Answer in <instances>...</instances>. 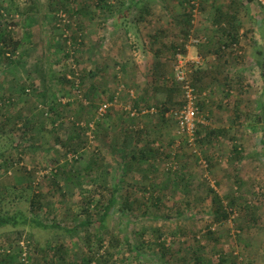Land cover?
Instances as JSON below:
<instances>
[{
    "label": "rangeland",
    "instance_id": "obj_1",
    "mask_svg": "<svg viewBox=\"0 0 264 264\" xmlns=\"http://www.w3.org/2000/svg\"><path fill=\"white\" fill-rule=\"evenodd\" d=\"M146 1L156 12L164 4ZM192 1L196 7L190 14ZM170 5L169 11L182 12L190 22L182 37L165 34L158 47L169 48L165 53L171 61L179 49L188 61L201 63L185 66L198 96L199 134L192 146L173 114L182 102L174 72L159 83L147 61L138 68L139 51L132 50L137 56L125 66L115 58L109 12L121 6L118 2L0 0V161H9L0 185L19 187L6 208L25 209L33 192L41 202L42 222L59 226L30 230L33 264H60L52 252L42 254L46 246L58 244L65 246L71 264H83L85 256L89 264H218L221 254L233 257L225 264H264V124L258 122L264 101V28L259 32L249 18L253 11L264 15V0H174ZM81 6L88 15H76ZM234 6L240 13L233 23L235 42L223 35L228 27L222 15ZM208 18L214 20L206 24L210 33H201L198 27ZM137 36L142 40L129 36L133 46L158 48L152 42L157 34L151 32L141 46ZM217 65L224 72L219 74ZM238 65L243 72L236 73ZM103 102L111 107L99 118ZM90 162L95 171L87 177ZM67 163L72 164L70 176L63 173ZM56 171L62 173L54 178ZM115 187L114 209L127 201L130 210L124 219L118 212L109 215L105 230H99L93 206L105 204ZM209 190L221 199L226 218L217 219ZM87 213H93L89 228L81 226ZM5 232L0 243L15 246L16 237ZM135 245L142 248L141 257L129 250Z\"/></svg>",
    "mask_w": 264,
    "mask_h": 264
},
{
    "label": "trees",
    "instance_id": "obj_2",
    "mask_svg": "<svg viewBox=\"0 0 264 264\" xmlns=\"http://www.w3.org/2000/svg\"><path fill=\"white\" fill-rule=\"evenodd\" d=\"M249 1H251V0H249ZM99 3L102 4V1H100ZM103 5H104V7H107L106 4H103ZM87 12H88V10H86L84 6H81L80 8L75 9V13L77 16L82 17L85 14L88 15ZM231 19H233V20H229V22H227L228 30L227 31L223 30V35H224V37L227 36V40L230 39L231 41L235 42L236 41L235 35H236L237 27L233 24L234 23L233 21L235 18L232 17ZM222 46L227 47L228 45L223 43ZM180 48H182V47H180ZM178 51H179V49L177 50V52ZM175 52H176V50H175ZM181 53L183 54V51ZM5 54H4V58H6V60H11V57L6 56ZM153 70H155V67L153 68ZM157 72H158V69L156 71H154L153 74H157ZM173 72H174V70H173ZM65 77H63V81L68 83V81L66 80ZM22 90L24 91V93H25V91H27V90H24L23 88H22ZM169 90H170V88H169ZM141 98H146V96H144L142 94ZM0 100H1V98H0ZM165 111H166V109L161 113L162 117H163ZM260 114H261V117H260L261 120L259 118L258 122H261L264 124V101L261 104ZM263 127H264V125H263ZM73 129L77 130V128L74 126H73ZM262 129H264V128H262ZM210 133L211 134H215V133L217 134V133H220V131L210 132ZM198 134H199V131L196 130L195 135H198ZM75 137H76V139H78L79 133H77V135H75ZM204 137L207 138V134L204 135ZM196 139H197V136L195 137L194 142H196ZM234 151L237 152L236 147H234ZM1 155H4V153H1ZM1 163H3L4 165L3 166L0 165V172H4L3 168L6 166L5 164L9 163V161L2 160V161H0V164ZM66 166H67V169H64L63 173L68 174L70 176V170L72 169V164L67 163ZM59 169H63V168L59 167L57 169V171H59ZM57 171H56V174L53 175L54 178L57 177L58 173H62L61 171L60 172H57ZM84 171L86 173V176L90 177L91 174L95 171L94 162H90L89 165L84 169ZM28 175L31 176V174H28ZM10 188H11V190H10ZM17 189H19V187L17 188V185L15 188L14 187L13 188L7 187V186L5 187V186L0 185V233L2 230H4V231H6L5 233H3L4 236H6V234L11 233L17 239L16 245L12 246V247H11V245H12L11 242H9V244L0 243V250H2L4 247L10 248V250H12V253L5 255V257L0 255V264H16L15 263L16 261H17V264H19L18 242L21 240L26 242L27 248L29 250V259H30V261H33V259L31 260L30 252H31V242L33 243L35 241H33V239H32L30 230L32 228L41 229V230H47L49 228L50 229L59 228V226L56 223H54L52 225H47V224H44V222H42L41 218L38 216V213L41 212L40 211L41 202H40L39 196L36 194H33V192L30 193L31 195H29V197L27 199L28 206L25 209H22L20 207H14L12 210H10L8 207V209H7L6 206H9V204L12 203V201H10L9 197L12 193H15L16 191H18ZM117 189H118V187H115V188L109 190L111 195L105 204H99L97 202L95 204V206H93L92 210L94 211V214H96V217H97L96 218L97 220L94 223L97 224L99 230H105V227H106L105 225H106L107 218L109 217V215H114L115 212H118L116 214H120L122 219H124L125 214H127V209L130 210L129 203L127 201H124L122 203L121 207L114 209V205L116 202L114 195H115V192L117 191ZM29 191H32V190H29ZM209 193H210L212 204L214 206H217V209H218L217 210V219L219 216H220V218H226V215L224 214V212H222L221 199L218 198L217 194L213 190H209ZM14 204L15 203H13V205ZM99 208H100V210H99ZM43 215L45 216L46 214H43ZM92 215H93V213L92 214L87 213L85 221L81 223V226H84L85 228H89L93 224L92 219H91ZM64 230L66 233L72 232L71 230L66 229V228ZM208 234L210 235L212 233L208 232ZM208 234H207V236H208ZM0 237H1V235H0ZM95 237L97 239L96 244L98 245V248L101 249L103 246V240L101 239L99 234L95 235ZM141 249L142 248H140L137 245L129 246V250L132 251L136 257H141V256H139ZM36 250L37 249L35 248V250H33V252H35ZM42 251H43L42 254L44 256H47V255H49L50 252H52L53 255L56 256V258L61 261L60 264H71V263H69V260H68L66 248L62 244H58L55 247H51V246L47 247L46 246V249H44ZM194 256L196 258V261L199 262L201 257H199L198 251H194ZM85 258H87V256L83 257V259H82L83 264H89L91 262V260L85 259ZM232 258L233 257L231 254H226V255L221 254V255H219V259H218L219 263L218 264H225V263L229 262L230 259L232 260ZM99 264H101V262H99Z\"/></svg>",
    "mask_w": 264,
    "mask_h": 264
},
{
    "label": "crops",
    "instance_id": "obj_3",
    "mask_svg": "<svg viewBox=\"0 0 264 264\" xmlns=\"http://www.w3.org/2000/svg\"><path fill=\"white\" fill-rule=\"evenodd\" d=\"M154 1L164 2L161 11L158 12L153 11L152 4L146 5L147 2L146 0H114V2H118L119 5L121 6L118 7L117 10L109 12L110 20H111L109 27L111 28V30H109L108 35L110 36L109 39L111 40V48L113 49L114 47H116L117 55H115L114 53L113 54L116 59L119 58L123 61V66H125L126 60L130 58L132 55L137 56V54L132 51V50H137L139 51L138 56L140 55V58L136 61V64H138V68L142 69V67L139 66L140 65L139 63L141 61L144 63H146L147 61L148 63L146 64L152 70L151 72L152 74L154 71L158 69L157 74H153V75L157 76L158 79L156 78L155 80L160 83L162 80L163 81L166 80L167 76L165 73H171V71L173 73L175 56H174V60L171 61L170 55H167L165 53L168 52L169 48L166 49L160 48L158 47V44L161 43V41H163L162 36L165 34H171V35L177 34L179 35L177 37L179 38L182 37V35L186 33V27L189 25L190 21L188 19V16L183 15L182 12L174 13L169 11L170 7L172 6L170 4L174 0H154ZM238 12H239V8L234 6L232 7V10L230 12H225L222 15L224 19L227 20V22H229V20H233L231 19L232 17H234L235 19L238 18V15L240 14ZM251 15L252 16H249L250 20H254L255 28L259 27L258 30L260 32V30L264 28V24H263L264 15L260 14L261 16H259L257 15L256 11L251 12ZM151 18L152 21L150 22L149 20ZM213 21H214L213 19L208 18L207 22H204L203 24H201L200 27H198L199 31L201 33L204 31L210 33L208 29L209 27L208 26L206 27V24ZM151 32L159 36L158 38L156 39L153 38L152 40V42L157 45L156 46L158 47L157 49L153 44V48L152 45H150L140 50L139 47L133 46L132 42L130 41L129 36L137 34L142 38V40H140L138 36L136 37L137 41H139L138 45L141 46L142 43L145 42L146 36L151 34ZM225 48H228V46L227 47L222 46V50H225ZM214 50L215 51L212 52H215V54L219 55V53L217 52H220V50L218 51L217 48H214ZM161 51H162V55L159 56L161 54ZM141 53L143 54L141 55ZM188 62L189 64L187 66L190 67H193V65L198 66L201 64L199 58L196 60H190ZM222 63L223 65L227 64V60L223 58ZM223 65H217L218 67H220L218 70L219 74H221L220 71L224 72ZM211 66L212 64H208V71L211 69ZM154 67L155 70H153ZM214 67L216 68V66ZM236 67H237L236 73H240V71L243 72L244 66L238 65ZM124 70L128 75L130 74L129 76L132 78V80H134V74L131 73V69L127 70V68L124 67ZM194 71L198 72L199 70L195 69ZM224 74H225L224 77H226L227 73ZM207 83H209L208 80Z\"/></svg>",
    "mask_w": 264,
    "mask_h": 264
},
{
    "label": "built area",
    "instance_id": "obj_4",
    "mask_svg": "<svg viewBox=\"0 0 264 264\" xmlns=\"http://www.w3.org/2000/svg\"><path fill=\"white\" fill-rule=\"evenodd\" d=\"M196 3L191 2L189 13L195 12ZM195 16V15H194ZM60 21L64 24L65 21V15H60ZM191 43L199 44L200 41L193 40ZM186 49H188V46H184ZM187 64V60L184 58L182 53L178 51L175 54V62L173 66L174 70V81L181 86V94H182V102L176 113L174 112L175 120L177 121L180 130L182 133L186 134L188 137V144L189 146H192L194 144L195 140V133L197 130V115H198V96L195 92V89L192 87V85L189 83L188 79L185 77V66ZM123 87H121L122 89ZM111 107V103L109 102H103L101 103L97 108V116L99 118L103 117L109 108ZM143 113H145L143 111ZM150 113H153V109H151ZM171 113V112H169ZM135 115L134 112L131 113V116ZM168 116V114H166ZM3 250H0V253H2ZM5 254H11L12 251L10 249L4 251ZM18 255H19V264H33L32 261L29 259V250L27 248L26 242L23 240L18 242Z\"/></svg>",
    "mask_w": 264,
    "mask_h": 264
}]
</instances>
